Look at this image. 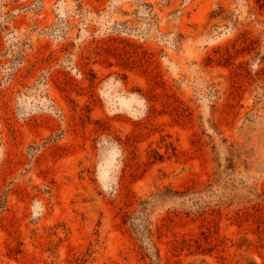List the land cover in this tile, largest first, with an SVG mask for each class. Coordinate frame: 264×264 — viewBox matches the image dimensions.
I'll return each instance as SVG.
<instances>
[{"label":"rangeland","instance_id":"obj_1","mask_svg":"<svg viewBox=\"0 0 264 264\" xmlns=\"http://www.w3.org/2000/svg\"><path fill=\"white\" fill-rule=\"evenodd\" d=\"M0 264H264V0H0Z\"/></svg>","mask_w":264,"mask_h":264}]
</instances>
